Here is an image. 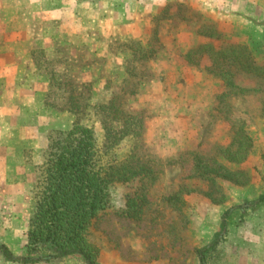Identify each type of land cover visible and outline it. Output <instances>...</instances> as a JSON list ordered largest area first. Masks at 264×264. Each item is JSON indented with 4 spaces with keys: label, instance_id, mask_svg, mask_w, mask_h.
I'll list each match as a JSON object with an SVG mask.
<instances>
[{
    "label": "rangeland",
    "instance_id": "374dc122",
    "mask_svg": "<svg viewBox=\"0 0 264 264\" xmlns=\"http://www.w3.org/2000/svg\"><path fill=\"white\" fill-rule=\"evenodd\" d=\"M100 1L93 9L83 7L82 13L76 7L72 15L67 0H0V46L19 51L12 53L20 66L16 78L0 74V94L12 95L1 103L8 108L9 123L24 127L17 135L43 158L52 133L74 120L64 109L45 104L50 77L45 67L74 68L78 81L91 82V102L107 100L125 80L123 106L143 119L138 164L152 172L153 180H145L142 213L136 217L121 210L139 183L132 178L112 182L108 207L87 230L95 263L200 264L196 250L219 234L221 259L214 264H232L231 245L239 228L256 214L264 217V202L253 206L264 194V80L190 50L206 44L246 46L264 66V0ZM130 39L155 53L147 61H131L128 53L137 46ZM8 54L2 63L11 62ZM226 71L233 72L235 86L226 85ZM61 78L73 79L66 74ZM54 92L61 104V90ZM2 119L0 126H5ZM94 129L100 141V125L95 123ZM238 130L252 140L245 158L231 144ZM120 148L122 153L130 150L126 144ZM198 159L209 166L201 169L205 179L196 175ZM175 193L181 201L168 203L166 198ZM29 202L26 214L14 218L23 226L10 248L16 256L25 253L27 228L23 230L33 192ZM0 264H7L1 255ZM34 264L85 263L70 256Z\"/></svg>",
    "mask_w": 264,
    "mask_h": 264
},
{
    "label": "trees",
    "instance_id": "16d2710c",
    "mask_svg": "<svg viewBox=\"0 0 264 264\" xmlns=\"http://www.w3.org/2000/svg\"><path fill=\"white\" fill-rule=\"evenodd\" d=\"M154 39H157L156 34ZM129 42L131 46H137L136 50L128 53L133 62L147 61L155 53V48L143 45L139 40L130 39ZM66 49L68 48L64 47L59 51L62 56ZM190 53H208L212 60L232 63L238 71L264 80V66L254 61L246 46L213 48L206 44L197 46ZM66 59L72 61L68 56ZM55 68L52 65L44 69L46 73H50L45 104L64 109L74 115V120L68 128L56 129L52 133L43 150V160L35 167L33 203L27 219L25 253L16 256L6 245L0 243V255L9 263L34 264L79 256L85 264H96V249L87 238V230L91 221L108 207L112 182H124L132 178L139 183L121 210L124 216L136 217L142 213L140 205L144 198L140 195L147 186L145 180H153V176H149L152 172L138 164L143 119L139 114H130L126 110L127 106H123L127 93L125 80L118 82V89L107 100L91 102L87 93L91 82L78 81L72 74L75 69H68L67 65L62 71H55ZM226 72L223 79L226 85L231 86L233 72ZM65 74L73 79L62 81L61 77ZM54 75L56 80L53 79ZM55 90H61V96H64L61 104L60 98L54 94ZM95 123L100 125V141L94 129ZM251 142L248 133L238 130L232 135L231 144H236L238 149L245 152L243 158L247 156ZM122 144L128 145V153L121 152ZM195 166L199 168L196 175L203 179L206 172L201 169L209 166L199 159ZM166 200L168 203L173 200L181 201L178 193L172 194ZM263 202L264 194H261L253 206ZM228 213L227 210L222 216L221 229L225 228V216ZM221 241L219 234H215L209 244L196 250L200 264H214L217 259H221Z\"/></svg>",
    "mask_w": 264,
    "mask_h": 264
},
{
    "label": "crops",
    "instance_id": "0c3cea01",
    "mask_svg": "<svg viewBox=\"0 0 264 264\" xmlns=\"http://www.w3.org/2000/svg\"><path fill=\"white\" fill-rule=\"evenodd\" d=\"M99 1L67 0L70 5V11H68L75 15L76 12L73 11H76V7H78L77 11L82 13L83 7L89 5V9H93ZM104 1L107 0L100 2ZM83 18L84 16L80 14L78 19L82 21ZM7 52L11 57V62L2 63L1 58ZM13 52L19 51L9 45L0 46V74L4 73L12 79L16 78L14 74L20 67L12 55ZM7 93L6 91L4 94H0V117H3L2 123L5 125L0 126V243L6 245L11 251L13 240L22 234L23 228L22 225H17L18 219L14 218H18L20 215L22 217L27 212L35 181V167L42 162L43 158L41 155L35 156L31 147H28L25 140H22V136L17 135L16 131L24 127H12L9 123L8 108L1 107L2 99H9V96H12ZM20 149L26 150H22L21 153ZM41 151L39 149L36 152L41 153ZM26 228L27 225L23 231ZM238 231L239 235L231 245L234 252L232 264H264L263 215L256 214L254 219L251 217L250 221L246 222L244 227L239 228Z\"/></svg>",
    "mask_w": 264,
    "mask_h": 264
}]
</instances>
